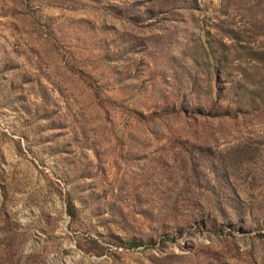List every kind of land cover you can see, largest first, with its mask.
Masks as SVG:
<instances>
[{"label": "rangeland", "instance_id": "374dc122", "mask_svg": "<svg viewBox=\"0 0 264 264\" xmlns=\"http://www.w3.org/2000/svg\"><path fill=\"white\" fill-rule=\"evenodd\" d=\"M0 264H264V0H0Z\"/></svg>", "mask_w": 264, "mask_h": 264}, {"label": "trees", "instance_id": "16d2710c", "mask_svg": "<svg viewBox=\"0 0 264 264\" xmlns=\"http://www.w3.org/2000/svg\"><path fill=\"white\" fill-rule=\"evenodd\" d=\"M67 210H68V213H70V215H73L74 214V206H73V202L71 199H67ZM137 243H134V242H130L129 244H127V248H134V247H137Z\"/></svg>", "mask_w": 264, "mask_h": 264}]
</instances>
